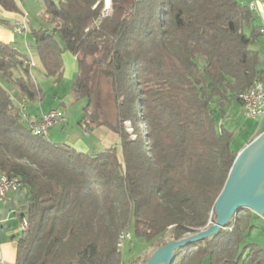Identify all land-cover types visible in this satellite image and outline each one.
<instances>
[{
    "label": "trees",
    "instance_id": "obj_1",
    "mask_svg": "<svg viewBox=\"0 0 264 264\" xmlns=\"http://www.w3.org/2000/svg\"><path fill=\"white\" fill-rule=\"evenodd\" d=\"M42 1L50 28L31 35L45 76L59 81L70 53L73 97L86 100L79 127L105 128L119 142L85 154L33 135L18 106L41 90L29 58L0 42V172L26 190L15 264H123L118 237L131 225L159 248L215 223L214 203L237 155L216 112L223 116L264 79L251 49L262 37L254 11L239 0ZM0 7L19 12L15 0ZM102 82L111 116L101 106ZM240 211L213 237L176 251L172 264H264V250L245 241L260 218Z\"/></svg>",
    "mask_w": 264,
    "mask_h": 264
},
{
    "label": "rangeland",
    "instance_id": "obj_2",
    "mask_svg": "<svg viewBox=\"0 0 264 264\" xmlns=\"http://www.w3.org/2000/svg\"><path fill=\"white\" fill-rule=\"evenodd\" d=\"M19 7V12L14 15V18L11 14H2L0 12V19H6L5 16H8L10 20L12 19H22V21L12 25V29L15 31L14 47L21 53L30 58H36L37 66H32L30 68V75L35 82V84L41 90L40 99L32 102L24 101L25 108L30 106L31 109L37 107L38 110H43L44 112H49L50 110L58 111L63 115V122L54 125L48 129L47 140L54 144H73L78 137H82L81 134L83 130L79 127L78 122L81 120L84 114V107L86 106L85 99L76 100L72 94V87L76 77L77 68L73 70L72 64L76 65L75 58L70 54L66 53V57L70 58L71 63L63 60V74L59 81H55L52 78L46 77L44 75L43 68L37 58V55L33 49L34 38L31 35V30H37L40 28H50V25L47 23L44 16V4L42 0H15ZM12 18V19H11ZM19 24V25H18ZM18 25V26H17ZM19 28L20 32H17L15 29ZM251 49H256V46H252ZM77 67V65H76ZM101 95V106L104 112L108 113L110 116L113 113V107L110 100V90L106 83L102 82L100 85ZM11 94V93H10ZM15 105L18 104L13 96ZM21 101V102H22ZM20 102V103H21ZM39 112V111H38ZM216 117L218 121H222L224 124V129L231 133V148L234 151H237L238 148L247 146L255 138H257L262 132H264V117L261 119H252L246 117L240 108V105L237 102L231 101L224 107V115L221 116L219 111L216 112ZM41 118V117H40ZM127 131L131 132L129 124H126ZM220 128V126H218ZM143 130V127H141ZM98 134L103 135L102 130H97ZM95 140H98L97 142ZM96 142L95 149H104L110 148L114 144L113 140L106 144L100 146L99 141L100 137L97 134L89 135V139H85V142ZM101 142V141H100ZM106 142V140H105ZM119 142V141H118ZM120 152V150H119ZM119 158L121 155L119 153ZM239 216L247 217L245 210H241ZM251 222H253L251 218ZM211 225L209 221L207 226ZM254 229L246 237V243H256L258 245H263L262 249L264 250V224L260 221L254 220ZM203 228V229H205ZM201 229V230H203ZM200 231V230H199ZM126 232V231H125ZM130 238L126 239L123 242V245L119 248L121 253V258L123 264H128L131 261L137 259L135 264H144L150 256L157 250L159 243L149 244L143 238H139L134 234L133 225L128 230ZM124 233V232H121ZM120 233V234H121ZM192 235L191 233L185 235L188 237ZM165 241L170 240L169 235L167 234L164 237ZM118 244V243H117ZM207 264V261L204 262Z\"/></svg>",
    "mask_w": 264,
    "mask_h": 264
},
{
    "label": "water",
    "instance_id": "obj_3",
    "mask_svg": "<svg viewBox=\"0 0 264 264\" xmlns=\"http://www.w3.org/2000/svg\"><path fill=\"white\" fill-rule=\"evenodd\" d=\"M245 209L264 216V132L237 153L214 203L215 223L159 247L145 264H172L176 251L213 237L225 229L237 211Z\"/></svg>",
    "mask_w": 264,
    "mask_h": 264
},
{
    "label": "crops",
    "instance_id": "obj_4",
    "mask_svg": "<svg viewBox=\"0 0 264 264\" xmlns=\"http://www.w3.org/2000/svg\"><path fill=\"white\" fill-rule=\"evenodd\" d=\"M239 1L244 3V4H247V2H248V0H239ZM0 12L2 14L4 13L7 15L11 14L14 18H16L14 16V15H16L15 13L6 12L1 7H0ZM254 13H255V23L258 26H260L262 28V30H264V3L259 4L257 6V9L254 10ZM4 18H6L4 20H7L8 22H10L11 26L22 21V19H20V20L15 19L14 20L12 18H11L12 20H10V18L8 16H5ZM14 32L15 31L12 28L0 25V42L4 43V44L12 45L14 47V45H15V43H14L15 42L14 41V39H15ZM255 46H256L255 50H257L260 53V56H261V59L263 62V67H264V35H262L261 39L257 42V44ZM66 53H68V52H65L62 55V60L65 59L66 61H68L69 63L72 64L70 58L66 57V55H67ZM38 60H39V58H38ZM29 61H30L31 67L37 66V64H38L36 61V58H31V60L29 58ZM72 66H73V70L75 68H77L74 63L72 64ZM44 75H45V73H44ZM10 93L12 96H14L16 94L14 89H12L10 91ZM237 103L239 104V102H237ZM240 108H241V106H240ZM25 110H26V114L28 116V120L31 122H38L40 120L41 116L48 113V112H44L43 110H38L37 107H34L33 109H31L30 106L26 107ZM50 111H52V110H50ZM217 124H218V126L224 128V124L222 121H217ZM97 130H102L104 134L103 135L98 134ZM93 134H95V135L97 134V136L100 137L101 142L99 141V143H98V144H100V146H102L103 144H106V146H108V143L111 140H113L114 144H116V143L118 144L119 139L115 134L109 132L105 128H99V129L91 130L89 132L83 131L81 134V136H82L81 138L78 137L72 145L71 144H67V145L72 147L73 149H75L76 151H78L80 153L93 154V153L101 152L100 149H95V145H96V142L98 140H95L96 142H94V141L89 142V143H87V141L85 142V139H89V135H93ZM105 140H106V142H105ZM244 147L238 148L237 151H234L232 148L231 149L235 153H238ZM25 199H26V190L24 188L20 187L19 189L15 190V191L9 192L6 195L5 199L0 202V264H15L16 254H17V242H18L19 238L22 236V232H23L21 229V221H22L21 216L24 214V212L22 210V203L24 202ZM259 246L261 248H263L262 247L263 245L262 246L259 245Z\"/></svg>",
    "mask_w": 264,
    "mask_h": 264
},
{
    "label": "built area",
    "instance_id": "obj_5",
    "mask_svg": "<svg viewBox=\"0 0 264 264\" xmlns=\"http://www.w3.org/2000/svg\"><path fill=\"white\" fill-rule=\"evenodd\" d=\"M264 3V0H248L247 6H257ZM109 8V3L105 6V12ZM19 25V24H18ZM17 25V26H18ZM17 32H20L19 28L15 29ZM262 35H264V30H262ZM238 102L241 106L242 113L252 119H261L264 117V79L259 80L253 83L252 93H247L241 98L238 99ZM19 113L27 126H34L36 130L39 131V135L42 137H47L48 129L53 127L58 123L63 122V115L58 111H49L45 115L41 116L38 122H31L28 120L26 114L24 101L19 103ZM21 183L19 180H14L10 177L0 175V202L3 201L6 195L11 192L19 189ZM260 221L264 224V216H259ZM23 220L21 221V229L23 231ZM130 238L128 231L124 232V241ZM122 241V245L123 242Z\"/></svg>",
    "mask_w": 264,
    "mask_h": 264
},
{
    "label": "bare ground",
    "instance_id": "obj_6",
    "mask_svg": "<svg viewBox=\"0 0 264 264\" xmlns=\"http://www.w3.org/2000/svg\"><path fill=\"white\" fill-rule=\"evenodd\" d=\"M248 7H249V9L252 10V11H254V10L256 9V6H248ZM247 93H252V87H250V88L247 89L245 92H243V93L239 96V98H241L242 96H244V95L247 94ZM28 128L30 129V131H31V133H32L33 135H35V136H40V135H39V131L36 130L34 126H28ZM0 175H1V176H6V175L2 174L1 172H0ZM6 177H8V176H6ZM12 179H14V180H18V179H16V178H12ZM26 227H27V222H26V220H23V230H25ZM122 241H124V233H121V234L119 235V237H118V244H117V245H118L119 247L122 246Z\"/></svg>",
    "mask_w": 264,
    "mask_h": 264
}]
</instances>
